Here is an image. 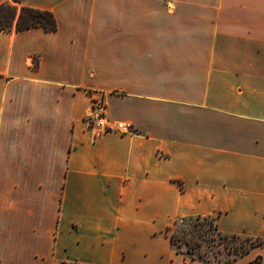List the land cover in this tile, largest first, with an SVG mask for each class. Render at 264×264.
I'll use <instances>...</instances> for the list:
<instances>
[{"label":"crops","instance_id":"obj_1","mask_svg":"<svg viewBox=\"0 0 264 264\" xmlns=\"http://www.w3.org/2000/svg\"><path fill=\"white\" fill-rule=\"evenodd\" d=\"M4 2L56 27L0 29V264H202L166 231L197 215L264 241V0Z\"/></svg>","mask_w":264,"mask_h":264},{"label":"trees","instance_id":"obj_2","mask_svg":"<svg viewBox=\"0 0 264 264\" xmlns=\"http://www.w3.org/2000/svg\"><path fill=\"white\" fill-rule=\"evenodd\" d=\"M36 25H41L45 30H54L55 20L50 11L41 10L37 8L27 7V6H17V3L4 2L0 4V29L1 30H10L14 27L15 30H20ZM210 216H189L179 220L180 222L185 221L179 229V233L170 232V227L166 229L169 235V240L171 245L176 252L181 253L179 247L185 246V252L190 255V260L200 261L202 264H209V261L202 258V254L198 251L195 254V251L201 247V243L208 239L214 240L216 236L220 240H225L229 238H234L237 235H226L222 233L216 223L214 218L212 221L204 222ZM176 223V221H175ZM245 241H248L249 244L245 246L238 247V253L235 254L232 258L227 259L222 264H232L236 261L238 256L248 252L254 246L263 244L264 241L260 238H251L244 236ZM260 257L253 259L251 264H258Z\"/></svg>","mask_w":264,"mask_h":264},{"label":"rangeland","instance_id":"obj_3","mask_svg":"<svg viewBox=\"0 0 264 264\" xmlns=\"http://www.w3.org/2000/svg\"><path fill=\"white\" fill-rule=\"evenodd\" d=\"M212 219L211 217H208V219L204 220V222L207 224L208 222L212 221ZM184 222L185 221L180 222L179 220H177L176 223L174 222L170 227V232L179 233V229L181 228L180 224H183ZM243 238L244 236L237 235L234 238L220 240L215 236L213 238L214 240H204L201 243V247L195 251V254L199 251L202 254V258L209 261V264H222L224 261L232 258L238 253V247L249 244V242L245 241ZM179 250L187 257L188 261L190 262V255L185 252V246L183 245L179 247ZM262 255L264 256V243L254 246L248 252L238 256L237 259L239 258L241 262L247 260L252 261L253 259L257 258V256L261 257Z\"/></svg>","mask_w":264,"mask_h":264},{"label":"built area","instance_id":"obj_4","mask_svg":"<svg viewBox=\"0 0 264 264\" xmlns=\"http://www.w3.org/2000/svg\"><path fill=\"white\" fill-rule=\"evenodd\" d=\"M84 121L89 128L96 133H103L109 130H118L122 133H130L134 126L130 122L111 121L106 115L105 103L101 98L95 97L84 114Z\"/></svg>","mask_w":264,"mask_h":264}]
</instances>
